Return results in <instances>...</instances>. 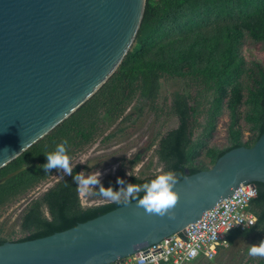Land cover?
<instances>
[{"label":"trees","instance_id":"obj_1","mask_svg":"<svg viewBox=\"0 0 264 264\" xmlns=\"http://www.w3.org/2000/svg\"><path fill=\"white\" fill-rule=\"evenodd\" d=\"M248 44L260 46L261 59L246 56ZM169 80H178L180 87L161 98V81ZM133 103L137 110L147 107L154 114L153 153L160 171L131 173L127 178L121 172L124 184L105 182V189L111 185L113 191H126L128 185H143L167 171L181 179L210 168L232 148L253 145L264 132V0H145L134 41L115 72L78 109L0 168V208L58 170L42 169L45 154L58 143L68 141L71 162L111 124L132 121ZM224 116L227 144L217 147L212 140ZM171 120L176 125L168 128ZM141 157L130 159L129 167L133 169ZM81 169L73 166V176ZM255 184L257 195L249 210L256 223L232 231L229 243L239 236L264 235V184ZM99 188L93 190L97 196ZM79 193L72 176L64 174L28 200L20 235L0 237V244L48 236L126 204L122 195L121 201L85 207Z\"/></svg>","mask_w":264,"mask_h":264},{"label":"water","instance_id":"obj_2","mask_svg":"<svg viewBox=\"0 0 264 264\" xmlns=\"http://www.w3.org/2000/svg\"><path fill=\"white\" fill-rule=\"evenodd\" d=\"M144 7L145 0H0V168L107 81L130 49ZM246 183L264 184V132L177 179L173 219L133 200L48 236L5 241L0 264H112L156 249L174 233L184 243L182 229Z\"/></svg>","mask_w":264,"mask_h":264},{"label":"rangeland","instance_id":"obj_3","mask_svg":"<svg viewBox=\"0 0 264 264\" xmlns=\"http://www.w3.org/2000/svg\"><path fill=\"white\" fill-rule=\"evenodd\" d=\"M247 48L245 54L249 59L260 58L261 49L259 45L248 44ZM179 87L180 82L178 80L161 81V98L170 92L178 90ZM129 112L135 113L132 121L119 124L118 126L117 122L111 124L103 135L86 146L81 153L72 159L70 167L81 165L80 175L84 178L100 175L101 184L109 181L116 182V178L120 177L121 172L127 178L131 173L145 175L160 171L153 153L154 132L156 130L153 112L147 107H143L139 111L135 108V103L129 107ZM226 124L227 119L224 116L220 119L212 140V144L217 147H223L227 144ZM175 125L176 122L171 120L168 122L167 127L171 128ZM110 134L114 136L104 140V137ZM137 154L142 156L141 161L131 169L129 160ZM64 174L62 169H58L47 181L1 207L0 237L12 238L19 236L20 217L28 200L38 196ZM96 186H89L84 190H81L79 186V195L83 206H93L112 201L109 198L95 195L93 190ZM261 240H264V235L236 237L232 243H228V246L219 249L213 259L200 260L197 264H258L264 257H251L248 255V249L253 244L258 245Z\"/></svg>","mask_w":264,"mask_h":264},{"label":"built area","instance_id":"obj_4","mask_svg":"<svg viewBox=\"0 0 264 264\" xmlns=\"http://www.w3.org/2000/svg\"><path fill=\"white\" fill-rule=\"evenodd\" d=\"M256 195L255 183L241 184L229 198L207 209L197 224L181 230L186 234L184 243L174 233L156 243L160 245L156 249L155 244L148 246L112 264H193L200 259H213L219 249L228 246L232 231L255 225L257 217L249 210V204ZM191 250H195V256L189 254Z\"/></svg>","mask_w":264,"mask_h":264},{"label":"clouds","instance_id":"obj_5","mask_svg":"<svg viewBox=\"0 0 264 264\" xmlns=\"http://www.w3.org/2000/svg\"><path fill=\"white\" fill-rule=\"evenodd\" d=\"M68 141L63 140L58 143L55 149L45 154L46 163L42 165L44 172H51L53 169H62L65 175L72 176L73 181L76 182L81 190L87 189L89 186L100 185L99 195L105 198H109L113 201H121L123 195L124 203L129 202V198L137 201V205L142 207L147 213L155 214L161 217L167 215L170 219L174 218L173 209L178 202V194L174 190V186L177 183V176L173 171H167L163 174L157 175L154 179L143 185H128L126 191H113L111 185L105 189L100 183L99 176H90L84 178L79 173L75 176L72 174V168L70 167L69 156L67 153ZM118 185H123L124 181L120 178H116ZM143 192L142 197H138L137 194ZM191 256H195V250H191L189 253ZM248 255L251 257H264V240H261L259 244H253L248 249Z\"/></svg>","mask_w":264,"mask_h":264}]
</instances>
